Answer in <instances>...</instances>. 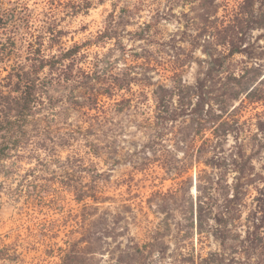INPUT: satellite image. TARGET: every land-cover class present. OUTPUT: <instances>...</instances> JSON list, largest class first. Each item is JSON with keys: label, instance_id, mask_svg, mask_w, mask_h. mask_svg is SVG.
<instances>
[{"label": "trees", "instance_id": "1", "mask_svg": "<svg viewBox=\"0 0 264 264\" xmlns=\"http://www.w3.org/2000/svg\"><path fill=\"white\" fill-rule=\"evenodd\" d=\"M94 1L65 0L60 5L67 13L77 15L86 13ZM190 1L193 15L189 13L187 19L194 33L189 36L192 50L187 57L197 48L202 54L194 60L197 65L194 81L186 80L179 70L181 64L171 60L166 61L175 64L171 69L163 66L172 73L169 82L153 81L151 71L166 59L164 54L169 57L171 54L150 42L147 37L151 23H146L135 32V37L146 41L142 52L136 55L141 62L124 66L114 82L109 81L103 88L102 94L110 101L104 110H99L102 114L96 111L89 115L93 139L85 138L84 143L75 140L74 132L53 128L45 110L55 108L51 106L48 78L41 73L48 67L53 75L61 74L60 78L66 83L80 82L82 77L90 81L92 76L77 65L76 44L50 58L43 55L41 49L46 37L58 42L62 32L54 17L42 19L36 32L30 34L33 41L29 45H35L34 50L28 51L26 62L12 63L4 77L8 93L5 117L0 122V138L4 141L0 145V161L4 149L12 153L22 148L27 157L37 155L34 166L25 173L27 200H56L61 191L70 192L74 200H100V190L95 183L83 185L81 182V173L90 167L95 175H102L97 172L92 156L115 155L114 161L119 163L118 157L127 155L138 170L158 164L165 174L172 173L176 177L197 168L194 175L186 174L181 178L177 188L158 190L149 199L156 200L157 211L164 214L160 224L163 231L171 228L168 214L180 206L169 200H192L181 208L186 214V224L175 222L180 249L186 247L185 239L191 230L199 234L200 241L208 236L217 242V248L206 255L199 253L194 257L190 252H180L179 264H264V112H256L254 117H244L242 113L247 106L264 105V70L259 64L250 65L247 60L251 57L252 32L264 29V8L255 7L260 0H242L239 7L221 15L218 8H203L199 14V0ZM133 6L138 9L140 5ZM18 12L17 2L9 19L13 18L16 28L29 27L31 15L18 17ZM113 21L110 18L104 26L103 34L107 39L121 28L113 25ZM165 46L172 47H168V43ZM237 55L242 58L237 60ZM89 83L84 84L89 88ZM148 88H151L152 105H145ZM122 90L127 94H116ZM87 97L97 103L93 93ZM127 108L136 126L150 133L149 141L131 152H124L117 145L124 126L111 116V112ZM176 127L184 158L172 164L167 159L165 136ZM61 149L67 150L64 158L59 154ZM41 150L46 155L44 160L39 158ZM51 164L56 169L50 173ZM199 164L203 167L199 168ZM85 207L96 212L77 220L63 245L48 246L46 254L56 252L58 257L55 264H167L166 251L158 246L157 234L143 243L125 236V245L119 244L111 257L105 259L103 250L109 227L105 212H97L98 206ZM111 229L114 237L121 235L114 227ZM154 253L157 260L152 258Z\"/></svg>", "mask_w": 264, "mask_h": 264}, {"label": "rangeland", "instance_id": "2", "mask_svg": "<svg viewBox=\"0 0 264 264\" xmlns=\"http://www.w3.org/2000/svg\"><path fill=\"white\" fill-rule=\"evenodd\" d=\"M63 1L65 0H0V122L5 117L4 105L8 93L4 77L12 63L26 62L28 51L35 48V45H29V42L33 41L30 34L36 32V26L46 16L54 17L62 36L58 42L46 37L41 49L43 55L50 58L52 54H58L60 50L76 44L77 65L92 76L90 81L82 77L80 82L70 80L66 83L60 78L61 74L53 75V71L48 67L41 73L42 77L48 78L51 106L55 108L45 110L50 123L55 130L74 132L78 142L84 143L85 138L93 139L89 115L104 110L106 103L110 101L102 94L106 84L109 81L114 82L117 73L121 72L124 66L141 62L136 55L142 52L146 41L135 37V32L146 23H151L147 37L150 42L171 54L170 57L164 54L166 59L158 62L157 69L151 71L153 81L160 79L169 82L168 77L172 73L163 69V66L171 69L175 64H181L179 70L186 80L194 81L197 69L194 60L196 57H202V54L197 48L190 58L187 57L188 51L192 50L188 40L193 32L187 19L189 13L193 15L190 0H95L86 13L77 15L67 13L66 8L60 5ZM17 2L20 9L18 17H24L28 13L31 15L29 27L24 25L16 28L13 18L9 19ZM241 2L242 0H199V14L203 8H218V15H221L239 7ZM133 4L140 6L136 9ZM255 7L264 8V0L256 2ZM110 13L113 16H110ZM110 18L114 20L113 25L121 28L114 37L107 39L103 31ZM165 43L172 47L168 49ZM249 44L251 57L247 60L250 65L259 64L264 70V29L254 30ZM240 58V55L236 56L237 60ZM167 60L175 64L167 63ZM86 82H90L89 88L84 84ZM132 87L137 88L135 84ZM150 90L151 88L147 89L148 102L145 105H152ZM92 93L97 98L96 104L92 102L93 99L87 97ZM117 93L127 94L125 90L116 91ZM91 106L98 107V110L89 108ZM261 111L264 112V105L253 104L247 106L242 113L244 117H254L256 112ZM111 116L115 122H121L124 126L116 142L124 152L138 149L141 143L149 141L150 133H145L136 126L128 108L111 112ZM177 130V127L173 131L169 130L165 136L167 159L172 164L184 158L182 144L178 142L181 136ZM3 142L0 138V145H3ZM24 151L22 148L12 153H9L8 149L1 151L0 264H55L58 257L56 252L54 255L46 254L48 246L63 245V241L70 235V230L75 227V222L96 212L86 208V205L98 206L97 212H105L106 224L110 227L105 236V259L111 257L112 251L119 244L122 247L125 245V236L143 243L157 234L160 243L158 246L165 248L164 261L167 264H179L182 253L190 252L195 257L199 253L206 255L217 248V242L212 237L207 236L200 241L199 234L192 230L188 239H185L186 247L179 248L175 222L186 224V214L181 208L188 206L192 200H169L180 206L168 214L171 228L166 231H163L160 225L164 214L157 211L156 200H149L158 190L177 188L181 178H185L186 174L194 175L197 168H192L182 177H176L172 173L165 174L158 164L138 170L132 166L127 155L118 157L121 160L119 163L114 161L115 155L92 156L97 172H102V175H95L94 169L90 167L81 173V182L83 185L95 183L100 190V200H74L72 194L67 191H61L56 200H27L25 173L27 168L34 166L37 155L27 157ZM39 152V158L44 160L45 152ZM59 154L64 158L67 150L61 149ZM200 167H203V164H199ZM54 169L56 166L51 164L48 172L51 173ZM192 191L194 194V189ZM113 227L121 235L114 237L111 229ZM180 252L181 255H178ZM152 258L158 259L155 253Z\"/></svg>", "mask_w": 264, "mask_h": 264}]
</instances>
